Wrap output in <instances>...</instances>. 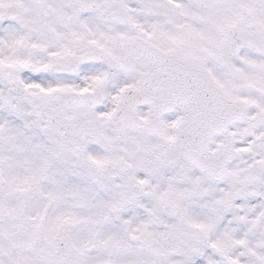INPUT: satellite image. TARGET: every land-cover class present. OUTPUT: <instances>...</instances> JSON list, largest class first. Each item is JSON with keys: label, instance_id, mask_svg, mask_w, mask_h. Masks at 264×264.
I'll use <instances>...</instances> for the list:
<instances>
[{"label": "snow or ice", "instance_id": "6c2138e0", "mask_svg": "<svg viewBox=\"0 0 264 264\" xmlns=\"http://www.w3.org/2000/svg\"><path fill=\"white\" fill-rule=\"evenodd\" d=\"M0 264H264V0H0Z\"/></svg>", "mask_w": 264, "mask_h": 264}]
</instances>
